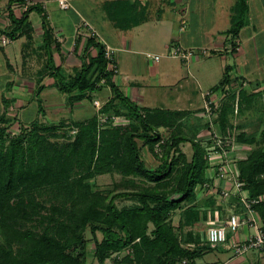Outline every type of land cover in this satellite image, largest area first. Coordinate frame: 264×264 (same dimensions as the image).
Here are the masks:
<instances>
[{
  "label": "trees",
  "instance_id": "trees-1",
  "mask_svg": "<svg viewBox=\"0 0 264 264\" xmlns=\"http://www.w3.org/2000/svg\"><path fill=\"white\" fill-rule=\"evenodd\" d=\"M26 1L8 0L12 28L0 34L30 41L29 15L36 12L41 20L43 74L53 78L70 106L109 87L112 97L99 113L123 118L127 124L101 127L96 113L68 123L34 120L14 134L8 132L11 121L5 113L0 116V264H87L89 254L91 264H196L212 249L205 233L209 225L216 224L211 213L214 198L209 197V211L201 210L198 201V189L212 183L207 177L206 146L197 138L208 124L195 129L192 136H184L180 133L182 121L190 112L146 109L129 101L113 82L115 74L107 70L104 46L94 36L85 40L74 74L66 75L55 62L60 46L42 6L34 3L20 16L14 14L11 7ZM103 11L112 26L122 31L140 25L145 13L138 5L124 2L108 3ZM248 17V0H235L230 26L224 32L232 53L237 51L236 41L249 24ZM81 39H76V50ZM237 80L225 68L221 82L210 90L224 93L214 126L220 137H233L238 151L245 154L234 158L231 165L248 199L263 198L252 209L264 230V102L254 110L259 116L256 131L247 134L231 122L235 104L237 115L245 116L264 90L249 94L242 85L237 86ZM42 89L35 90L39 113L44 111L39 98ZM4 106L8 109L7 101ZM160 128L170 134L163 136ZM138 140L156 160L155 166H147L143 160ZM184 144L190 146V156L183 153ZM115 174L120 181L113 190L93 185L97 177ZM117 199L132 204L118 208ZM232 200L243 212L240 202ZM175 215L177 227L172 222ZM184 228L190 230L182 236ZM97 234H101L100 240Z\"/></svg>",
  "mask_w": 264,
  "mask_h": 264
},
{
  "label": "crops",
  "instance_id": "crops-1",
  "mask_svg": "<svg viewBox=\"0 0 264 264\" xmlns=\"http://www.w3.org/2000/svg\"><path fill=\"white\" fill-rule=\"evenodd\" d=\"M1 1V0H0ZM31 1V0H30ZM37 3L40 4L42 0H34ZM47 3H52L58 7L55 0H45ZM70 9L66 11H71L72 17L69 23H65L63 20H58L57 22L53 23L50 20V17L48 15V20L50 22V25L53 28L54 37L57 40V43L59 44V52H55V62L58 66H61L62 70L66 75L72 76L74 74L75 68H78L80 65L79 57L81 56L83 47H84V41L81 39L80 45L78 49H75V42L78 36H82L81 33H84L83 23L87 24L89 29L95 33V37L103 44H106L116 50V65H117V74L112 78L115 85L118 87L119 91L126 97L129 101L135 102V104L141 108L146 109H158V108H152L150 103L154 101V98H152V91H155V87H151V85L146 82L145 74L150 72L153 74H157V88H175V86H179L181 89L180 92L172 93L171 95L166 94V98L168 97L169 103L165 102L167 106H170L171 109H167L168 111H186L190 112V117L193 115L194 117L197 116L199 120H204L202 118V110L201 108H195L194 105L196 104L194 100L193 94L196 93V89H201V83L199 80H197L195 77H191V79L194 81L189 82L188 78H190L189 73V64L192 62H185V65L182 64L183 61H181L180 68H177V66H167L166 71H164L165 66L162 67V70H160L158 63L155 61L153 62H145L144 60L140 59L138 61V69L142 72L141 74H135L132 72L131 68L134 67L135 64L130 65V61L127 65H123V55L130 54V45H132V38L131 40L127 39L128 35L134 34L135 29L137 27H133L131 29L127 30H118L112 26V23L107 19L104 12L100 11L101 13H98L96 16L92 13V9L96 8L92 4L94 3L95 6L100 3V7L97 6V8H104V6L108 3L113 2H124L129 4H135L138 5L139 9L145 10L144 13V19L140 23V25H146L150 23L151 19L149 13H147V9L153 8L157 10H161L162 7L169 8L173 11V17L176 21L179 22V24H183L186 27H183L179 33V35L175 36V34L171 33L167 37V39H164L166 41H170L169 43L172 44L173 42L178 43L180 46L185 48H189L190 50L193 48L202 47L201 43L203 40H205L206 34L205 30L202 28H198L197 26H200L204 24L205 18V10H207V20H210L212 25L216 24V21L214 20V14L211 9L216 4L215 0H70ZM82 1H86L88 3V6H82L79 5L82 3ZM213 2V5L210 4V2ZM219 1V0H218ZM231 1V0H230ZM7 2L8 0H3L2 3H0V32L1 31H9L12 26L9 22L8 18V12H7ZM32 2V1H31ZM234 2V1H233ZM250 0H248V6H249ZM35 3V2H34ZM72 3H76L77 5H74ZM209 3V5H208ZM41 5V4H40ZM86 5V4H85ZM42 6V5H41ZM217 6V4L215 5ZM230 4H228L225 8V10H231L229 9ZM81 7H84L85 10L89 9L87 13H80L74 12V9H79ZM44 9V7L42 6ZM221 8H224L221 6ZM210 9V10H209ZM13 10V9H12ZM45 11V9H44ZM62 11V10H60ZM14 14L17 16L19 9L13 10ZM46 12V11H45ZM20 13V12H19ZM227 13V11H226ZM231 13V12H230ZM32 14V13H31ZM30 14V15H31ZM30 15H29V22L31 24L32 34H31V40H26L25 37H18L14 40H10V44L18 43L17 48L15 49L16 53H18L16 63L12 64L9 58V52L6 50L7 45L2 46L0 44V116L5 113L6 118L9 119L11 122L14 121V123L18 125L27 126L29 123H31L34 120H39L40 122H43L45 118H49L51 121H54L57 124L61 121H65L66 123L71 121H84V120H76L74 118H71L73 116L74 112H79L81 110L82 104L80 102L73 103L72 106L68 103V96L66 95V103L65 105L63 102L59 103H47L46 100H42L40 96H44V94L53 93V91L59 92L55 87V81L53 78L49 77L48 75H44L42 70L44 68L45 63V57L43 52L40 50L41 47V20L39 18V21L34 25L30 21ZM212 15V16H210ZM161 20L160 16H156L155 20ZM211 19H213L211 21ZM157 20V21H158ZM203 20V21H202ZM230 24V23H229ZM196 25L195 30H191V26ZM250 25V23L248 24ZM248 25L246 27H248ZM139 26V25H138ZM244 27V28H246ZM243 28V29H244ZM228 29L225 28L223 31L220 29H216L215 31H212L211 33L214 37V33L218 35L217 41L214 42L212 45L211 53H219V54H226L227 48H226V41L229 39V37L224 33ZM242 29V30H243ZM239 33V38L241 36V32ZM119 33H122L120 36ZM245 35L251 39L254 43L257 44V40H260L261 32H257L255 29V26L253 25V28L250 30V32H245ZM0 36H5L4 34H0ZM83 38V37H82ZM211 38V37H210ZM237 42V51L240 49V41ZM199 40V42H198ZM213 40V39H212ZM116 41L119 44H116ZM167 47V46H166ZM232 56L235 57L238 55V52H231L230 49L228 50ZM56 57L59 60V63L56 61ZM135 63V62H134ZM205 66V71L200 73L199 75L202 77L203 80L210 81V78L213 77L212 71ZM245 68V67H244ZM229 74L231 72V69H229ZM259 68L257 69V71ZM246 72V71H245ZM259 73V72H258ZM243 75V74H242ZM260 75V74H259ZM254 76V74H253ZM262 76H264V73H262ZM231 77V76H230ZM245 79L244 76H239V78ZM244 77V78H243ZM232 80H234V77H231ZM192 84L194 87L193 89H188L187 87H183L182 85H188ZM38 86H43L42 91L39 93V98L42 101L43 109H46L43 111V113L38 112V106L35 99V90ZM259 87L258 84L255 85V88L257 89ZM155 88V90H154ZM102 90L107 91V95H104L102 97V101H99L102 105L105 104L111 97V91L109 87H102L97 92H102ZM175 90V89H174ZM61 93V92H59ZM255 93V91H253ZM63 94V93H61ZM65 95V94H64ZM203 94L201 95V100H203L204 105V98L202 99ZM214 97V96H213ZM215 101H220L221 98L214 97ZM8 102L9 107L8 109L5 108L4 102ZM84 100V99H83ZM94 101H98L95 99ZM93 101V102H94ZM34 106L35 108H33ZM68 106V109L66 110L68 115L59 118L60 112L63 110L61 108H64ZM184 108V109H183ZM163 110V109H161ZM96 114V113H95ZM25 116L26 119H25ZM75 116V115H74ZM30 118V119H29ZM189 118V117H188ZM188 118L184 120H188ZM29 119V120H28ZM205 121V120H204ZM204 121H201V124L193 125L195 129L201 127ZM10 122V123H11ZM44 123V122H43ZM193 128V129H194ZM162 129V128H160ZM194 129V131H195ZM167 130V129H163ZM169 130H167L168 132ZM205 129L201 130L197 137H201L204 141H207ZM202 142L204 145H206L207 142ZM241 156L242 153L240 154ZM144 160V159H143ZM208 195V196H207ZM209 197H213L216 201V198L214 196H211L208 191H202L198 189V201L201 204V210H208L207 204L209 203ZM226 203V204H224ZM227 204H234V201L232 200V197L223 201V202H216V206L213 207L212 217L215 220L216 224L225 222L228 217L231 215L229 214L224 217V211L226 210V207H229ZM241 213H243L241 211ZM240 214V213H237ZM242 231V230H241ZM243 231H247L246 233L240 234H229L228 238L229 241L232 240H240L244 237V235L251 232L250 229L245 228ZM261 254H264V250L260 252ZM239 257V256H238Z\"/></svg>",
  "mask_w": 264,
  "mask_h": 264
},
{
  "label": "rangeland",
  "instance_id": "rangeland-1",
  "mask_svg": "<svg viewBox=\"0 0 264 264\" xmlns=\"http://www.w3.org/2000/svg\"><path fill=\"white\" fill-rule=\"evenodd\" d=\"M31 1L33 3L34 2L37 3L34 0H31ZM2 2L3 0L0 1V3ZM70 2L71 1L69 0V3ZM215 2L217 6H215L216 5L215 4L213 8L211 9V11H213L214 20L216 21V24L212 25L213 23H211L210 20H207L210 18H207V10H205L206 20L204 21V24L197 26V27L198 28L200 27L205 30V34L207 38L203 40L202 42H199L198 40V42L201 43L202 47L191 49L193 51L204 50L206 52V54L199 56V58L193 59V61L189 64V69H188L190 73V78H188L189 79L188 81L189 82L193 81L191 77H195L201 83V89L200 90L196 89L195 90L196 93L193 94L194 100L196 102L194 107L197 109L203 107V100H201V95L203 94L202 96V99H203L204 94L206 92L210 91L212 88L216 87L221 82L223 78V74L225 73V68L231 69L230 76L234 77V79H238L236 81L237 86L242 85V87L246 89L249 94L253 91L257 93V92L264 90V76H262V73H264V0H250L249 2L248 19H249L250 25L244 28L241 32V36L239 38L240 49L239 51H237L238 55L235 57V59L232 56V54L228 51L230 49V43H229L230 38L225 43L226 44L225 46L227 48V53L225 55L219 54L216 52L211 53L210 49L213 48L212 45L218 39V35H216V33H214V37L211 33H213L212 31H215V28L220 29L221 31H223L227 27L229 28L231 10L229 12V10H225L226 9L225 7L228 4H230L229 6V9H230L231 6L234 5L235 0H231V1L230 0H219V1L215 0ZM40 4L44 7L46 13L49 15L51 22L55 23L61 19L65 21V23L68 24L69 21L71 20L70 19L72 17L71 11H60V9L57 8L56 5L52 3H47L45 0H42ZM72 4L77 5L76 3H72ZM210 4L213 5V2L211 1ZM79 5L87 7L88 3L86 1H82V3H80ZM92 5L96 7L91 10L92 13L95 14V16L98 13H101L100 11L104 12L103 8L102 9L97 8V6L100 7L101 5L100 3H98L97 6H95L94 3ZM221 6L224 8H221ZM85 9L84 7H81L79 9L77 8V9H74V12L79 11L80 13H84V12L87 13L88 11H90L89 9L87 10ZM147 13H149L150 18H152L150 23L146 25L137 26V29H135L134 34L128 35V33H124L125 35L127 34L126 36L128 40H131L132 38V42H131L132 45H130V54L122 56L123 65H127L128 62L130 61V65L132 63L135 64L134 67L131 68L132 72H134L135 74H138V73L141 74L142 72L140 71V69H138V66H137L138 61L142 59L145 62H148V61L153 62L152 59L146 57V55L149 54L152 57L157 56L159 58V61L157 62L155 61V62L158 63L160 70H162V67L165 66L164 71H166V68H167L166 65L168 64L169 66L173 65L175 67L177 66V68H180V65H181L180 59L170 58L167 56V47H169L170 41L168 40L165 42L164 39H167V37L171 35V33L175 34V36L179 35L181 29L186 26H184L183 24L182 25L179 24V22L174 19L173 11L170 10L169 8L162 7L161 10H157L156 8L155 9L149 8V10L147 9ZM156 16H160L161 20H158V19H157L158 21L155 20ZM39 18L40 17L36 12H33L30 15V21L34 25L37 23V21H39ZM212 20L213 19H211V21ZM253 25L255 26V29L257 32L259 31L261 32L260 40L256 41L257 44L255 43V46H254L253 41L245 35V32H250V30L253 28ZM195 28H196V25L191 26V30L194 31ZM118 34H120V36L122 35V33H119V32ZM116 44H119V43L116 41ZM172 45L179 46L183 50L189 49V48H185L184 45L183 47L180 46L176 42H173ZM17 46H18V43H13V44L7 45L6 47V50H8L10 54L9 58L12 64H15L17 57H19L18 53H16L15 51ZM115 55H116V52H115ZM56 61L59 63V60L57 57H56ZM182 64L185 65V62L183 61ZM205 66H207L206 68L207 69L209 68L213 73V77L210 78V81L203 80L202 77L199 75L200 73L205 71V68H204ZM258 68L259 70L257 71ZM239 76H244L245 79H242L241 77L239 78ZM145 77H146V82H148L151 85V87L156 88V90L154 88L155 91H152L153 93L151 94L152 98H154V101L150 103L149 106H151L152 108H158V109H163V110L171 109L170 106H167L165 104V102L169 103V100H166L168 99V97L166 98L167 96L166 94L171 95L172 93L174 94L177 91L180 92L182 88L180 89L179 86H175V88H167V89L157 88V85H156L157 79H158L157 74L148 72L145 74ZM256 84L259 85L257 89L255 88ZM182 86L183 87L185 86L188 89H193L194 87L192 84L182 85ZM104 95H107L106 90H102V92L91 93L90 98H86L81 101L82 107L84 108H81L79 112L78 111L74 112L71 118H74L76 120H86L92 117L95 113H97L96 108L93 106V101L95 99H97L98 101H102V97H104ZM40 98L42 100L47 99V103L51 102L55 104V103L63 102L65 105H67L66 95L61 94L57 92L56 90L53 91L52 94L47 93V94H44L43 97L40 96ZM263 102H264V95L261 96V99L257 103H255L254 106H252L253 109H250L249 111L245 113V116L240 117L239 115H237V113L234 114L232 121H231L233 125L234 126L240 125L242 127V130L246 132L247 134L256 131L259 128V121H258L259 116L257 113L258 111L256 112L254 110L255 109L258 110L260 108V104ZM133 103L135 104V102ZM32 107L35 108L34 106ZM61 109L63 110L60 112L59 118L68 115L66 111L68 109V106H66L65 109L64 108H61ZM26 117L27 116H25V119ZM188 117H186L188 118V120L182 121L183 127L180 133L183 134L184 136L186 135L192 136L194 129L196 128V127L194 128L193 125L201 124V121H204V120H199L197 116L194 117L193 115H191V117L190 116ZM43 122L45 124L56 123L55 120L51 121L49 118H45ZM205 122L206 121H204L202 124L205 125L206 124ZM20 126L22 125H18L14 123V121H12L8 127V132L16 134L19 132ZM159 132H161L163 136H168L170 134L169 131L167 132V130L165 131L163 129H159ZM137 143L141 151V156L146 162L147 166H150V167L155 166L157 162L154 159V157L150 155L147 149L142 145L141 141L138 140ZM181 148L184 154H186L187 156H190L191 151H190V146L188 144L182 145ZM241 153L242 152H239V153L236 152V155L234 154L232 156L242 157L240 156ZM242 155L243 157L245 156L244 153H242ZM119 181H120L119 175H116V174L115 175H103V176L97 177L93 181V185L95 186L96 189L113 190L114 183H117ZM131 204L132 203L130 201L123 200V199H117L115 201V205L118 208H122L123 206H129ZM227 205L229 207H226V210L224 211L225 218L229 214L240 213V209L238 206H236L235 202L232 205L231 204H227ZM178 219H179L178 215H175L172 218L174 227H177ZM206 228L207 226H204V230ZM189 230L190 228H184L182 232L183 233L182 236H185ZM246 232L247 231L242 230L240 231V234L246 233ZM250 233H252V231ZM85 237L88 240V247H89V250L91 251L93 248V243L91 241V236L88 231L86 232ZM97 238L100 240L101 234H97ZM227 247H228V244L217 245V246L212 247L211 250L206 251V253L203 254L202 258L196 260V264H264V254H261L260 253L261 251H257V250L249 251L243 254L242 256L238 257V256H235L233 252L229 250ZM89 255L90 256L88 257L87 264L92 263V256L91 254ZM107 262L110 263V261H107Z\"/></svg>",
  "mask_w": 264,
  "mask_h": 264
},
{
  "label": "built area",
  "instance_id": "built-area-1",
  "mask_svg": "<svg viewBox=\"0 0 264 264\" xmlns=\"http://www.w3.org/2000/svg\"><path fill=\"white\" fill-rule=\"evenodd\" d=\"M59 9L66 11L70 9L69 0H55ZM34 4L30 0L26 1L25 5H13L11 8L13 10L19 9L18 15L20 16L28 7V5ZM84 33H81L82 39L85 40L89 36H94L95 33L89 29L88 25L83 23ZM100 42V41H99ZM10 43V40L5 36H0V44L5 46ZM104 46L103 54L107 62V70L117 74V65H116V50L106 44ZM206 54L204 50L193 51L190 49L183 50L179 46L170 44L167 47V56L170 58H178L184 62H191L193 59L199 58V56ZM147 58L152 59L153 61H159L157 56L146 55ZM103 84V81H101ZM219 97L223 98L224 93L222 91L211 92L208 91L204 94V105L202 110V118L208 124V128L205 129L207 141L203 140L201 137L198 139L202 142H210L206 146L207 158L209 167L207 170V177L212 183H205L199 188V190L208 191L211 196L216 198V202H223L229 198H236L240 204L243 206L244 211L240 214H231L229 218L222 223L215 224L212 223L206 229V241L211 247L217 245L228 244V249L233 252L235 256H242L243 254L257 250H264V230L259 221L257 214L253 211L252 205L260 202L263 198L257 200H249L246 192L243 190V185L238 180V174L231 165L236 152L239 153L237 145L234 144V138L220 137L214 126V119L217 117L218 112V101H215L213 98ZM93 106L96 108L98 114V122L101 127L106 124L112 126L115 125H125L127 121L123 118H118L115 116L107 117L103 114H100L99 111L102 107V104L99 101H94ZM237 113V104H235L234 114ZM119 120V122H118ZM161 133V132H159ZM162 134V133H161ZM163 135V134H162ZM229 147V149H226ZM158 151V147L156 149ZM241 156V155H240ZM248 228L252 233L244 235L240 240L229 241L228 233L233 235L238 234L241 230ZM185 264V261L182 262Z\"/></svg>",
  "mask_w": 264,
  "mask_h": 264
}]
</instances>
